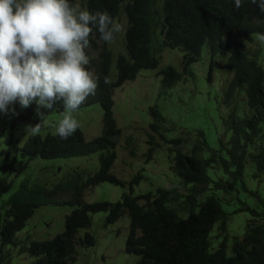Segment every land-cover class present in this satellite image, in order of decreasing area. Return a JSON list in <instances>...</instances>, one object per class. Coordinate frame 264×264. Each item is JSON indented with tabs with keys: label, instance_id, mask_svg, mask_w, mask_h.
I'll list each match as a JSON object with an SVG mask.
<instances>
[{
	"label": "trees",
	"instance_id": "1",
	"mask_svg": "<svg viewBox=\"0 0 264 264\" xmlns=\"http://www.w3.org/2000/svg\"><path fill=\"white\" fill-rule=\"evenodd\" d=\"M70 3L91 13L107 11L114 21L125 14V53L114 60L113 53L105 47L97 59L89 56L86 67L99 77L98 88L79 109L101 108L102 130L97 136L88 138L79 127L68 139H61L57 132L50 131L54 126L43 130L45 123L41 126L42 134L30 133L24 141L13 133L7 135L12 117L26 131V127L41 123L38 108L45 117L62 113V101L52 109L36 103L25 109L17 103L16 114L0 123V264H14L15 250L28 255L32 264H76L79 248L96 245L91 232L81 235V231L90 229L92 215L99 213H107L108 225H114L125 215L130 218L125 250L136 258L135 264H264V212L239 198L243 192L259 196V190L255 191L251 183L264 176V68L259 62L260 53H251L247 48V44L260 45L258 34H264V13L250 0L240 8L235 7L234 0ZM97 41H101L98 32L95 39L90 38V47ZM204 48L210 54L208 82L212 80L216 59H225L232 73L223 100L227 113L220 117L228 145L218 138L219 146L214 147L213 138L201 128L196 129L198 137L194 144L181 138H167L164 133L168 130H161L162 111L157 106L150 107L154 116L151 126L163 141L190 150L175 148L171 157L172 168L181 180L180 188L159 186L136 194L135 187L146 178L142 170L130 181L114 173L123 137L114 115L115 91L146 70H157L161 94L180 82L196 79L195 63ZM168 49L182 52L181 66L162 65L163 53ZM242 95L246 109L240 105ZM157 146L148 150L149 157ZM132 153L135 157V150ZM93 155H98L94 170L72 167L52 185L29 172L30 167L36 166L49 174L56 168L55 162L67 163ZM102 183L125 188L121 200L85 202L87 190ZM234 194L243 207L229 213L223 204L231 205L233 199L227 197ZM65 204L72 210L65 217L62 232L45 240L22 236L39 209ZM243 212L251 216L246 232L242 236L231 235L230 217Z\"/></svg>",
	"mask_w": 264,
	"mask_h": 264
},
{
	"label": "rangeland",
	"instance_id": "2",
	"mask_svg": "<svg viewBox=\"0 0 264 264\" xmlns=\"http://www.w3.org/2000/svg\"><path fill=\"white\" fill-rule=\"evenodd\" d=\"M116 23L121 25V31L116 34L112 42H108L107 46L115 54H118L124 52V36L128 26L127 18L124 14L120 15ZM247 48L251 53L255 51L260 53L259 61L264 66V41L261 40L260 45L247 44ZM103 50L104 45L98 42L88 52L93 59H97ZM182 56L183 54L179 50L168 49L163 53L162 65L181 66ZM215 64L212 80L208 82L210 57L207 48H204L195 64L196 79L190 78L180 82L166 93L161 94V77L156 75L157 70L142 71L135 80L116 89L114 115L118 126L123 131V137L119 141L118 160L114 165V173L118 178L130 181L139 170H142L146 178L139 187H135L136 194L146 193L151 188L156 189L159 186L168 189L180 188L182 186L181 180L172 168L171 157L175 148H181L185 152L190 150L185 146H176L171 142L163 141L151 126V123L154 122V116L149 111L150 107L157 106L162 111L164 119L161 121V130H168L164 133L167 138H181L189 144H194L198 137L196 129L201 128L213 138L212 145L214 147L219 146L218 138H222L223 143L228 145V136L225 135L224 129L221 127L220 117L227 113V107L223 100L232 73L227 68L225 59H216ZM246 104V98L242 95L241 108L246 109ZM71 114L79 122L80 128L88 138L97 136L101 132L103 112L98 106L86 107ZM11 117V114L0 113V123L3 124L7 118ZM62 118L63 114L46 116L43 130H50L54 126L50 131L56 132ZM22 126L21 122L15 123L12 117L7 126V135L10 136L13 133L16 138H21L24 141L31 131H22ZM0 130H3L1 125ZM46 132L48 131H43L45 134ZM150 136H153L154 139L152 140ZM157 144V148L149 157L147 155L148 150ZM132 150L136 152L135 157ZM54 165L56 168L51 169L49 174L36 166L30 167L29 172L33 177L42 179V181L45 179L52 185L59 180L63 172L72 167L79 165L94 170L98 165V155L73 158L67 163L55 162ZM58 167L61 168L58 169ZM21 178L22 176L19 177L17 185ZM251 187L255 191L259 190V196L243 192L239 198L251 208L263 213L264 176L260 177L258 181H253ZM124 191L125 188L123 187L102 183L87 190L85 202H118L121 200ZM236 195L227 197V199H233L231 205L223 204L229 213L236 212L243 207L240 201L234 199ZM71 210L72 208L67 204L44 206L29 222L27 233L22 236L30 235L40 240L53 238L63 231L65 217ZM106 216L107 213L92 215L93 224L91 228L81 231V235H84L86 231L91 232L95 236L96 245L79 248L76 264H135L136 258L129 255L125 250V243L129 234V217L125 215L114 225H108ZM250 217L249 212L233 214L228 222L230 234L242 236L246 232ZM214 243L216 245L215 240ZM14 253V264H32V259L28 255H20L16 250Z\"/></svg>",
	"mask_w": 264,
	"mask_h": 264
},
{
	"label": "clouds",
	"instance_id": "3",
	"mask_svg": "<svg viewBox=\"0 0 264 264\" xmlns=\"http://www.w3.org/2000/svg\"><path fill=\"white\" fill-rule=\"evenodd\" d=\"M247 2L234 0L236 8ZM250 2L264 13V0ZM117 20L107 11L81 10L70 0H0V113L15 115L17 103L25 109L33 103L52 109L62 101L64 111L57 115L63 118L56 132L61 139L72 136L80 125L71 113L82 110L98 88L99 77L86 67L92 58L86 52L101 42L114 60L125 53V36L124 52L115 54L107 46L121 31ZM97 32L101 41L90 47ZM258 36L264 41V34ZM37 113L41 123L27 128L33 135L46 123L39 108Z\"/></svg>",
	"mask_w": 264,
	"mask_h": 264
},
{
	"label": "bare ground",
	"instance_id": "4",
	"mask_svg": "<svg viewBox=\"0 0 264 264\" xmlns=\"http://www.w3.org/2000/svg\"><path fill=\"white\" fill-rule=\"evenodd\" d=\"M92 188V187H91Z\"/></svg>",
	"mask_w": 264,
	"mask_h": 264
}]
</instances>
